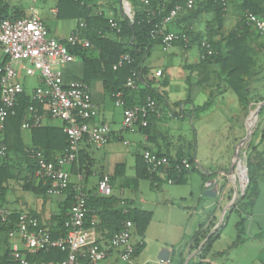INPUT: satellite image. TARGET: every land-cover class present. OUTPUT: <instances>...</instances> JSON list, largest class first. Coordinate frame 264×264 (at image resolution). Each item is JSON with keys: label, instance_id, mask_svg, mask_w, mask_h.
I'll list each match as a JSON object with an SVG mask.
<instances>
[{"label": "crops", "instance_id": "obj_1", "mask_svg": "<svg viewBox=\"0 0 264 264\" xmlns=\"http://www.w3.org/2000/svg\"><path fill=\"white\" fill-rule=\"evenodd\" d=\"M122 1L88 0V6L94 15L102 14L106 18H115L122 15ZM125 1L132 8V4L128 0ZM8 3L11 17L34 15L44 22L52 36L60 40H66L79 23L77 19L57 16L58 0H8ZM229 17L234 18V23L239 18L234 3L227 6L225 25ZM205 18L207 16L204 20ZM202 21L196 23L199 29H203ZM246 40L255 52L258 64L264 65V40L260 35H252ZM191 47L174 45L165 51L162 46H156L146 60V65L150 68L149 78H154L155 87L165 94L166 107L161 109L166 111L169 109L168 105L185 101L180 104L179 108H182L183 112L177 117L155 114L149 133L142 132L138 126L121 131L123 109L104 91L101 81L92 82L89 88L98 114L91 122L107 124L110 128V140L100 148L87 147L86 150L94 158L97 169L112 179V195L118 199L124 198L129 209L152 213L142 238L136 234L134 226L132 229V241L135 244L143 243L142 250L134 257L136 263H154L164 248L167 249L171 264L197 262L201 248L211 237L213 239L203 259L207 264H264V164L257 175V194L250 199L243 197L247 185L243 189V175L240 170L242 165H246L250 146L259 143L261 133L255 131L253 126L249 140L239 144L246 135V126L254 116L259 102H250L246 108L241 106L235 95L233 94V98L230 94L232 92L226 83L216 77L217 66L213 63L208 64L201 74L195 69H188L186 65L200 61L198 48L194 61L187 60V51ZM155 50L161 51L162 55L155 56ZM175 55L183 58L177 63V87L173 86L176 77L171 72ZM2 60L0 51V62ZM155 71H160V75H155ZM80 73L81 63L79 59H75L64 67V81L75 80ZM165 79L167 84L161 86V81ZM22 80L29 93L39 84L36 75L23 76ZM200 80L201 84L198 82ZM260 84V81L252 80L249 87L251 91L260 92ZM208 98L212 101L208 109L199 114L191 111L194 106L204 103ZM114 106H118L120 112H114ZM260 109L255 124L264 121ZM54 120L58 122H53ZM46 121L49 125H61L56 119L49 118ZM22 140L26 147L30 145L27 129L22 130ZM124 141L127 143L124 144ZM188 147L192 148L196 169L185 175L183 183L169 182L165 174L159 173L156 183L147 179L154 195L145 198L140 191L137 196L140 181L146 179L136 178L137 154L149 149L163 156L168 153L173 155ZM24 166L25 164L22 168ZM19 168L21 166H18ZM22 176L23 172L18 178L6 183V192L0 200V208L14 213L34 214L41 224L47 226L51 217L59 213L66 193L46 194L44 197L37 195L23 188ZM98 179L97 173L87 178L79 173H70V182L76 193L78 190L84 194L91 191L98 193ZM237 225H240V231ZM201 232L204 237L199 245L194 247V238ZM7 239L11 251L25 250L18 235L9 236ZM100 243L104 246L108 244L104 240ZM3 244L4 241L0 243V248H3ZM97 264L121 262L118 260L117 251L110 248L106 258Z\"/></svg>", "mask_w": 264, "mask_h": 264}, {"label": "trees", "instance_id": "obj_2", "mask_svg": "<svg viewBox=\"0 0 264 264\" xmlns=\"http://www.w3.org/2000/svg\"><path fill=\"white\" fill-rule=\"evenodd\" d=\"M128 1L132 4V21L130 22L123 14L113 18L119 27V30L116 31L109 27L108 18L104 15L93 14L91 7L88 6V0H58L57 16L59 18L77 19L82 22L84 26L78 28V30L80 35L89 41L87 47L67 45L69 52L81 63L80 76L75 80L82 81L88 86L96 80L101 81L104 91L112 100H114V93L117 91L122 92L126 106L145 103L150 98L156 101L158 108H165V94L155 87L154 78H149L150 68L146 65V60L152 50L162 44L160 35L155 37L151 35L154 25L159 23L170 9L180 5L181 9L167 25V29L168 31L185 33L188 36L186 45L182 41L176 42L175 45H180L183 48L197 46L200 61L196 64L186 65L187 68L190 70L195 69L201 74L208 64H215L217 66L216 77L226 83L238 103L244 108L250 102L258 103L264 100V91H262L264 90V65L258 64L255 52L246 42V39L252 35H259L255 28L247 23L246 13L252 12L264 18V0H195L191 8L185 7V0H151L149 7H145L138 0ZM230 3L235 4L239 12V18L234 26L225 31V16L227 6ZM9 10L8 0H0V11L5 17L13 18ZM206 16L205 20L202 19ZM202 20H204V26L203 29H199L196 23ZM202 41L209 44L212 50L211 54H208L206 48L202 46ZM124 54H128L131 61L129 63L124 62L113 69V65ZM132 72L138 74L135 88L125 85L127 77ZM187 80H189V76H187ZM252 80L261 82L260 92L251 91L252 89L249 86ZM198 82L201 84V80ZM166 84V79L160 83L161 86ZM134 98H136L135 101ZM182 102L185 101H177L167 105L174 112ZM211 103V98H208L204 103L194 106L191 111L199 114L208 109ZM30 105H33L38 112L42 111L41 105L32 100V93H29L23 86L12 113L6 119L3 131L7 153L0 158V200L3 199L6 192V183L11 179L18 178V175H21L22 172L23 188L44 197L47 194L49 183L34 177L35 161L26 149L39 150L47 161H54V158L62 154L67 147V137L62 130V126L49 125L47 122L44 125L27 129L30 136V145L26 147L22 140L21 122L27 115ZM260 115L264 117V105L260 109ZM154 118L155 113H149L147 126L139 127V129L144 133H149ZM258 127L255 131L261 133L259 143L251 145L246 155L248 183L243 197L247 199L257 194V175L264 164V121L259 122ZM87 147L92 148L84 139L79 145L76 159L69 165V172L79 173L84 175L85 178L97 173L100 179L105 174L97 169L94 158L86 150ZM164 156L173 162L186 158L191 166L180 173L165 171L164 169L151 172L148 170L141 153H139L136 156L135 163L136 178H146L150 179L152 183H156L159 173H163L173 183L180 184L185 181V175L190 170L196 169L193 151L190 147L186 150H178L173 155L168 153ZM23 164H25L24 169L22 168ZM18 166H21V168L18 169ZM108 177L112 186L113 181L109 175ZM64 193H66V198L60 205L59 213L51 217L47 226L43 225L48 229L52 238L64 236L66 233L64 222L68 217L69 208L76 194L71 182H69ZM85 195L88 209L85 220L87 225L91 221L97 223L96 231L99 242L101 240L108 242L112 235L120 230L125 220H130L136 234L141 238L143 237L152 216L150 211L129 209L128 212L124 213L122 208L117 206L119 199L115 195L101 196L98 193L95 194L94 191ZM95 216L97 217L95 218ZM16 220V213L11 214L7 221H2L0 218V243L5 242L3 248H0V264H20L18 260L12 257V251L9 243H7L9 231L14 229ZM237 226L238 231H240V225ZM203 237L204 233L201 232L194 238V247L199 245ZM212 239L210 237L206 245L201 248L199 260L190 264H207L203 259ZM142 248L143 243L138 242L135 245L134 256L139 254ZM21 252L27 264H59L67 255L66 251L57 247L34 252L22 250Z\"/></svg>", "mask_w": 264, "mask_h": 264}, {"label": "built area", "instance_id": "obj_3", "mask_svg": "<svg viewBox=\"0 0 264 264\" xmlns=\"http://www.w3.org/2000/svg\"><path fill=\"white\" fill-rule=\"evenodd\" d=\"M145 7H149L151 0H138ZM195 0H185V7H193ZM122 14L131 22L133 11L125 0L121 2ZM181 9L176 5L163 17L151 30L153 37L160 35L162 48L168 51L176 42L188 43V36L177 31H168L167 25ZM246 21L251 24L261 38L264 40V18L252 13H246ZM108 25L111 29L119 30L117 22L108 18ZM79 22L73 33L66 39L60 40L52 36L44 22L34 15L21 18L5 17L0 11V51L3 60L0 62V158L7 153V146L4 142L3 131L7 117L12 113L18 97L23 90L22 77L36 75L39 84L32 92V100L41 105L42 111L30 105L27 115L21 122L22 129H30L44 125L47 119H56L61 122L62 130L67 137V147L63 153L56 156L54 161H47L39 150L28 148L26 151L35 161L34 177L38 180L48 182L47 194L57 195L64 193L70 182L69 165L76 159L79 145L85 139L93 148H100L110 140V128L107 124L91 122L98 114L97 107L93 103L89 86L79 80L64 81V67L73 62L76 57L68 50L67 45L87 47L89 41L80 35L78 28L83 27ZM202 46L207 53L212 50L206 41ZM131 61L128 54H124L113 65V69L124 62ZM160 75V71H155ZM138 74H132L126 79V86L136 87ZM114 103L123 109V117L120 125L121 131H128L136 126L146 127L149 113L158 116L167 114L170 117H177L183 112L182 108L172 111L158 108L154 99L148 98L145 103H137L126 106L123 94L117 91L113 94ZM127 142L124 141V144ZM142 158L149 171L157 172L176 171L180 173L190 168L186 158L179 161H171L166 156L157 152L144 149L141 152ZM244 168L242 186L247 185V167ZM166 176V175H165ZM167 177V176H166ZM169 182H172L168 178ZM96 190L101 196L112 195V187L108 175H103L98 181ZM87 198L80 190L75 194L74 201L64 222L66 233L64 236L52 238L50 232L37 217L20 212L14 222V229L9 231V236L18 235L26 251L34 252L52 247L66 251L67 255L59 264H97L106 258L108 249L117 251L118 260L121 264H138L134 261L135 243L132 241L133 223L125 220L119 231L114 233L106 246L97 240L96 222L91 221L87 225L85 216L87 213ZM124 213L129 207L124 198L118 201ZM14 212L0 208L2 221L9 220ZM264 240V229L262 230ZM12 257L27 264L20 250L12 251ZM141 264H171L169 258L157 259L154 263Z\"/></svg>", "mask_w": 264, "mask_h": 264}, {"label": "rangeland", "instance_id": "obj_4", "mask_svg": "<svg viewBox=\"0 0 264 264\" xmlns=\"http://www.w3.org/2000/svg\"><path fill=\"white\" fill-rule=\"evenodd\" d=\"M25 2H28L29 0H24ZM202 19H204V18H202ZM202 22H204V20L202 21ZM235 23H234V18L233 17H229L228 19H227V22H226V25H225V27H224V30L225 31H227L228 29L227 28H230V27H232L233 25H234ZM156 52V54H155V56H161L162 54H161V51H158V50H155ZM154 56V57H155ZM197 57V47H196V45H194V46H192L188 51H187V60L189 61V62H192V61H194V59ZM181 60H183V58L180 56V55H175V57L172 59V64H173V68H172V75H174V77H176L177 76V69H178V67H177V63H179ZM177 79H178V77H176V79H175V81L173 82V86H175V87H177L176 85H177V83H178V81H177ZM263 85V84H262ZM172 86V87H173ZM262 91H264V90H262ZM231 95H232V97L234 98V95H233V93H230ZM196 102L198 103L199 101H198V99L196 100ZM114 112H120V108H118V106H114ZM53 122H58V121H53ZM258 124H259V122L258 123H256L255 125H254V128L256 129L257 127H258ZM185 125H188V124H184V126ZM261 125V124H260ZM260 125H259V127H260ZM187 127H189V126H187ZM258 127V128H259ZM185 130H187L186 128H184ZM184 131V130H183ZM174 132V131H173ZM24 133H26V131H24ZM175 133V132H174ZM183 133H185V131L183 132ZM258 133V132H257ZM140 191L142 192V196L143 197H145V198H150V197H152L153 195H154V191L152 190V189H150V187H149V181L147 180V179H143V180H141L140 181V187H139V192L137 193V196L139 195V193H140ZM127 196L128 197H130V193L129 192H127Z\"/></svg>", "mask_w": 264, "mask_h": 264}, {"label": "water", "instance_id": "obj_5", "mask_svg": "<svg viewBox=\"0 0 264 264\" xmlns=\"http://www.w3.org/2000/svg\"><path fill=\"white\" fill-rule=\"evenodd\" d=\"M263 104H264V100L258 103V105H257V107H256V109H255V111H254V116L252 117L250 123L247 124V126H246V135H245V137L239 142V144H242L243 142H247V141L249 140V138H250V136H251L252 128H253V126H254V124H255V120H256L257 114H258V112H259V109L263 106ZM244 166H246V165H244ZM232 169H233V167H232ZM232 169H231V171H232ZM212 182H213V181H212ZM216 184H217V188H218V182H216ZM245 187H246V185L244 186L243 189H245ZM166 250H167V249L164 248V249H162V250L160 251V253H159V255H158V259H167V258H168V253L166 252Z\"/></svg>", "mask_w": 264, "mask_h": 264}, {"label": "bare ground", "instance_id": "obj_6", "mask_svg": "<svg viewBox=\"0 0 264 264\" xmlns=\"http://www.w3.org/2000/svg\"><path fill=\"white\" fill-rule=\"evenodd\" d=\"M240 168H241L240 170H241V172H242V175H243L244 168H243V167H240ZM242 175H241V176H242ZM242 178H243V177H242Z\"/></svg>", "mask_w": 264, "mask_h": 264}]
</instances>
